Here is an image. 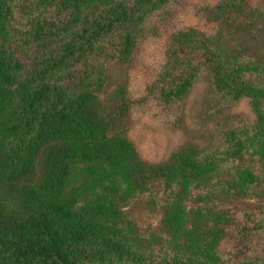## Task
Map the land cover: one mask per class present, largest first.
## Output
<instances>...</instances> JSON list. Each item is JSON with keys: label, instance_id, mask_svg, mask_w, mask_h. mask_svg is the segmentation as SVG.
Wrapping results in <instances>:
<instances>
[{"label": "trees", "instance_id": "obj_1", "mask_svg": "<svg viewBox=\"0 0 264 264\" xmlns=\"http://www.w3.org/2000/svg\"><path fill=\"white\" fill-rule=\"evenodd\" d=\"M0 264H264V0H0Z\"/></svg>", "mask_w": 264, "mask_h": 264}, {"label": "rangeland", "instance_id": "obj_2", "mask_svg": "<svg viewBox=\"0 0 264 264\" xmlns=\"http://www.w3.org/2000/svg\"><path fill=\"white\" fill-rule=\"evenodd\" d=\"M22 59H24V60H28L26 57H22ZM79 182V179H77L76 181H75V183H78Z\"/></svg>", "mask_w": 264, "mask_h": 264}]
</instances>
